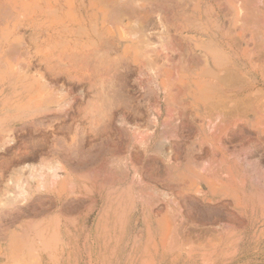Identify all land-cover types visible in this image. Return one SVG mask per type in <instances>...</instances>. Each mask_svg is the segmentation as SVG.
<instances>
[{
  "label": "bare ground",
  "instance_id": "obj_1",
  "mask_svg": "<svg viewBox=\"0 0 264 264\" xmlns=\"http://www.w3.org/2000/svg\"><path fill=\"white\" fill-rule=\"evenodd\" d=\"M171 28L173 29L171 30ZM8 60L16 61V67L12 66L11 68ZM113 66L114 69L110 68ZM3 67H8L6 70L0 71V105L3 107L27 106L34 112H40L41 110H50L53 105L60 106L62 99L58 102L55 101L59 98V94L53 95L58 96L56 99L51 96L56 103L50 97L47 100L44 99L42 105L38 102L35 103L38 100L37 97L44 96L42 94L44 92H51L56 83H59L58 81L61 79L57 80L55 84L51 81L53 77L58 76H62L65 81L66 79L70 81L72 78L81 79L83 82L87 81L89 84L87 89L91 92L93 90L99 97L117 85H114L112 80L106 82L104 72H106V76L112 74L113 78L115 75L124 81L126 77L135 74L133 72L135 69L138 70L140 79L142 74H145V78L148 79L150 75L147 77L146 74L149 72L146 73V70H150L151 74L154 73L152 75H155V80L153 78L148 80L155 81V84L152 82L159 93L165 92L167 88L177 89L181 93L179 103L184 111L181 109L179 111L180 113L182 111L183 118L188 117V115L184 117L188 106L194 110L197 109V99H200L197 95L200 93L204 96L203 101L206 104L215 105L220 101L223 102V106L227 104L228 106L225 108L216 106L222 111L219 112L216 108L218 113L214 112L213 116L211 115L213 118L211 122L192 126L193 132H195L193 143H187L185 140V138L191 139L192 131L189 132L187 124L191 125L193 122L190 123L182 119L180 139L177 135H172L173 139L178 138L180 141L170 144L168 152H165L167 150L164 149V142L161 144L163 139L156 143L155 135H158L157 132H159L157 113L150 115L152 117V120L149 119L151 120L149 122H152L149 124L151 129L149 130L147 127L148 129L144 130L146 134L138 132V135L139 133L143 135L137 137V134L132 132L134 134L132 135L134 138L136 136L137 140H141L138 142L143 145V156L148 157L146 159L153 158L150 156L152 152L164 156V159L157 157L154 159L156 162L153 159L152 161L156 163V166L160 165L159 168L155 166L156 169L160 170L162 165L166 170L174 171L173 175L169 171V176H171L168 177V181L173 178L178 180L183 187L197 188L196 200L197 197L201 198L199 194L206 193V191H201V188H208V191L211 192V201L209 200V202L223 204L220 207L224 206L227 209L229 223L226 222L227 227L225 230L223 229V235L212 236L215 243L212 241L211 264H264V0H0V68ZM108 68L110 71L111 69L115 70V74L108 73ZM166 76L170 81L172 78L176 82L172 81V86L168 85L164 79ZM203 76L209 79L199 82ZM127 81L129 80L126 79ZM127 85L129 84L127 83ZM119 86L118 90H121L122 86ZM146 87H142V91L147 92ZM150 88L149 90H151ZM118 90L116 87L113 93ZM152 90L150 95L155 91L152 92ZM61 93L63 94V92ZM66 94L64 95L66 96ZM146 94L149 96L148 93ZM106 95L108 96V94ZM88 96L85 97L88 98ZM15 97H20L19 102L14 103ZM26 97L27 99H25ZM34 97L37 100H34ZM100 97L102 98L103 95ZM24 99L27 101L24 102ZM88 99L87 104L88 101L89 104L85 106L87 107L85 109L91 106L93 111L96 106L95 109L98 110L99 105L97 107V104L102 99L99 98L100 102L93 100L92 103ZM127 100L128 103L123 99L116 105L118 108L123 106L121 111H125L124 109L134 111V106L131 107V102L134 103V101ZM155 100L156 98H154V102H156ZM110 101L112 100L110 99ZM129 101L131 102L129 103ZM147 102L149 103V101ZM114 106L111 105V107ZM89 110V113L87 110L84 112L90 115L92 111ZM96 110L95 112L98 113L96 117L93 116V113L91 114L95 120L100 114ZM99 110H101V106ZM224 110H227V117L224 115ZM136 111L138 112V110ZM86 113L84 116L87 115ZM135 113L130 114L134 115ZM126 114L125 112L121 113L120 125L127 121V124H130L129 120L132 118L133 122L137 121V114H135L136 117ZM138 114L140 113L138 112ZM85 117L87 118V116ZM55 119L57 118L54 117L52 120ZM217 120L220 122L218 123ZM132 129L130 131H133ZM173 131L175 134L179 132L176 129ZM189 134L190 137L187 138ZM196 152L211 153V161L197 162L194 158ZM129 155L126 157L127 160H123V163L120 164V168L123 170L137 167L132 165L134 164L132 161H128ZM140 163L141 160L138 164ZM145 166L147 165L145 164ZM148 166V169H153L150 164ZM146 168L145 170H148ZM37 176H41L40 173L31 171L32 179ZM26 183V181L15 183L20 190L17 193H9L1 206L14 204L19 199H26L29 195ZM186 197L189 196L186 195ZM189 199L190 203L195 200L194 197L193 201H191V197ZM185 200L187 199L185 198ZM196 203L198 202L196 201ZM205 208L203 207L204 210ZM185 210L186 212L190 211L189 215L193 213L187 208ZM199 210L198 212H200ZM212 211H210L211 215H213ZM224 212L226 215V211ZM207 214L209 217V213ZM187 220L191 223L194 222L192 219ZM183 221L181 227L182 224H186V221ZM208 221L206 222L207 226L211 224H207ZM214 221L217 223V220ZM202 225L200 226L202 232H199L200 234L197 232V236L195 234L197 228L193 229L190 225L189 229L195 232L188 230L189 234L194 233V236L200 238L205 236L208 232L206 233L207 230L202 229ZM186 226L185 228H188ZM193 226L195 227V225ZM217 227L218 225L214 226L215 230L219 228ZM183 229L176 228L177 232L182 230L179 232L181 234L186 233L183 232ZM172 230L173 232H170L174 235V229ZM208 230L210 231V228ZM211 230L213 232V228ZM218 231L222 232L220 229ZM170 232L165 235L170 236ZM179 233L177 234L179 235ZM186 234L183 238L189 235L186 236ZM215 234L217 233L215 232ZM194 236L191 235L193 239ZM188 237L185 238L186 242L183 238L180 242L190 243L191 246L194 241ZM177 239L174 241L178 242ZM196 240L195 242H197ZM170 242L167 240L166 244L169 243L168 246H170ZM176 242L174 243L177 245ZM184 243L182 247L185 248ZM158 255L160 257L159 253ZM160 264H163L162 260Z\"/></svg>",
  "mask_w": 264,
  "mask_h": 264
},
{
  "label": "crops",
  "instance_id": "obj_2",
  "mask_svg": "<svg viewBox=\"0 0 264 264\" xmlns=\"http://www.w3.org/2000/svg\"><path fill=\"white\" fill-rule=\"evenodd\" d=\"M166 77L164 79L168 85L172 81L176 82L175 79L171 78L170 81ZM204 79L209 78L203 76L199 82ZM181 96L177 89L167 88L165 92L159 93L155 107L150 106L151 114L148 115V111L145 110V127L152 120L150 115L158 114L159 132L155 138L156 143L165 139L161 143L164 142V149L167 150L165 152L170 149V144L180 141L179 132L175 134L173 130L182 128L180 127L182 119L193 122L191 125L187 122L189 132L192 131L191 139L190 134L187 137L189 139L185 138L187 143H193L195 132L192 126L211 122V119L213 120L211 115L222 111L219 109L220 106L224 108L228 106L227 104L223 106L222 101L215 105L206 104L203 101L204 96L200 93L197 95L200 97L197 99V109L188 106L190 108L185 110L187 113L184 112V117L186 115L188 117L183 118L181 113L184 110L179 103ZM224 115L228 116L227 110H224ZM172 135H177L178 138L175 137L177 140L173 139ZM204 154H206L204 157L196 155L194 158L211 160V153ZM161 158L164 159V156L159 157ZM109 162L105 166L103 163L102 166L97 163L93 169L81 170L74 179L71 174H64L63 179H60L53 189L42 195L41 198L46 201L43 200L45 206L41 211L25 217L1 232L0 264H136V257L159 256L158 253L160 256L181 254L172 251L177 250L174 240L183 238L182 235L177 237L175 225L179 220L182 223L187 217L194 221L192 224L200 222L199 205H196L199 204V198L196 200L194 194L187 195L191 197V201L194 197L198 202L194 200L190 203L189 197L183 196L177 189L181 188L180 184L179 187L175 184L179 181L173 178H170L171 182L168 181V177L173 175L174 171L167 169V172L163 166L165 173L160 167V170L140 169L139 172L144 173L138 175L136 168L134 170L129 167L123 170L118 167V161ZM144 175L155 178L147 180L143 178ZM184 200L190 204H185ZM186 208L193 213L189 215L190 211L186 212ZM196 218L198 222L195 221ZM187 221L188 224L191 223ZM168 229L172 232L174 229L176 235H172ZM167 232H170V236L165 235ZM196 236L194 237L198 240ZM164 240L171 241V247Z\"/></svg>",
  "mask_w": 264,
  "mask_h": 264
},
{
  "label": "rangeland",
  "instance_id": "obj_3",
  "mask_svg": "<svg viewBox=\"0 0 264 264\" xmlns=\"http://www.w3.org/2000/svg\"><path fill=\"white\" fill-rule=\"evenodd\" d=\"M172 29L173 28H171V30ZM177 59L178 58L176 57L175 60L177 61ZM15 62L16 61L8 60V64L11 68H12V66H13V68L16 67L17 63H15ZM175 64H178V62H175ZM8 67L0 68V71L6 70ZM110 68L114 69L115 67L113 66ZM147 68L149 69V67H147ZM112 69H111V71L109 69L108 73L112 72L113 74H115L114 73L115 70L112 71ZM107 70H105V71H107ZM133 72H135V74H133L134 76L130 75V76L126 77V79L129 80L127 82H126V79L124 80L125 81L124 82L123 80H120L115 75H113L115 77V78H113L112 74H110L112 77V79H111L110 75L106 76V72H104L105 77H106V82H108L109 80H112V81H114V83H113L114 85L115 84L118 85V83H122V84H119L120 86L119 85L118 86L121 87L124 84L123 85L124 87L123 86L121 87V90H122L121 91L120 89L118 90V86L115 85V87L110 88L111 90L108 89V93H106L107 91H105V93H104L105 95L102 93L101 94V95H103L102 98L100 97L101 95H99V97H98V95L93 90L91 92V90L87 89V88H89V84L87 81H86L87 82L86 83V82H83L81 79L79 80L78 78H72L71 80L69 79L70 81H68L66 79V81H65L62 76H58L59 78L53 77L54 79L53 78L51 79V77H50L51 81L54 84L56 83L57 80L61 79L60 81H58L59 83H56V85L54 86L52 91L49 93L44 92V93H42L44 96L37 97V99L40 101H38L36 99V97H34L35 98L34 100H37L35 103L38 102L39 104L42 105L44 103V101L47 100L48 97H50V99L53 100V102H55V101L58 102V101H60V99H62L60 101L61 102L60 106L53 105V107H51L50 110H48V111L41 110L42 112L40 111L41 112L40 113L39 111L34 112L33 110H31V108H27V106H21L20 107V106L10 105V106L3 107L0 105V233L4 232L7 228L14 225L15 223L23 220L25 217L35 215L39 212V210L41 211L42 207L45 206V205H43V203L46 201L45 199L41 198L42 195L44 193L48 192L50 189H53L56 186V183H58V181L60 179L61 180L63 179L64 174H66V175L71 174L72 178L74 179L75 176L77 174H79L81 170L85 171L86 169L87 170L93 169L94 167L97 166V163H100V166H102V163H103V166H105L108 161L112 162L114 160L118 161L119 164H117V165H118V167H120L121 162L123 163V160L126 161L127 160L126 157H128L129 154L130 155L132 154L131 156L129 155L130 161H132V163H134L133 165L135 167L136 166L138 167L137 174L144 173L143 171L139 172V168H141V169H143V167L146 168L149 164H150V167H153V168L156 166V163H154L153 161L156 162V160H154V159H156L157 157L159 158L160 155L158 153L152 152V155H150V154L149 155L153 156V158L151 157V158H149V160L146 159L148 157L143 156L144 155L143 154V152H144L143 151V145H141V143H139V142H141V140L136 139L138 136H140V135L142 136L143 134H146V132L144 130H146L148 128H149V130L151 129L149 122L147 123V126L145 127L144 115H145V110L148 111L147 112L148 115L150 114V108H148V107L151 104V102L153 104V105L151 104L152 106H154V103L155 104L158 103L157 101H158V97H159V92H158V90H156V88H154L156 86L153 85V82L155 84L154 80L156 77H154L155 75L154 76L152 75L154 73H152V74L150 73L151 72L150 70H148V71L146 70V73L149 72L146 75H147V77H148V75H150V76L152 75L153 77L149 76L148 79L153 78L154 80H152V79L148 80L147 78H145V74L144 75L142 74L140 76L141 77V79H140L138 77L140 74L138 73L137 69H135V71L133 70ZM129 77H131V78H129ZM75 79H76V81H75ZM166 79H169V78L166 77ZM64 81L66 82V84ZM79 81H80V83H79ZM125 83H126V85H125ZM127 83L130 86L127 85ZM67 84H71V85H67ZM80 84H82V86H80ZM139 84H141V85H139ZM114 85H112V86H114ZM144 85H146V86L149 85L148 86L149 88L152 86V88H150V89L151 90L153 89L152 92L155 90L154 93H152V95H150L151 90H149V88L146 86L145 87L149 92L148 91L146 92L145 90L142 91L143 88H145ZM73 86H75V87L77 86L76 89ZM79 86H80V88H79ZM62 87H63V90H61ZM116 87H117L118 91H115L113 93V90H115ZM138 87L139 88L143 87V88L139 89ZM72 88H74V89H72ZM65 89H67V90L64 93ZM68 89H70L71 92ZM57 90H59V91L61 90V91L59 92ZM82 90H84L85 92ZM57 92H59V93H57ZM61 92H63V94ZM88 93H89L90 97L88 96ZM146 93H148L149 96ZM60 94H62V95H60ZM64 94H66V96ZM106 94H108V96ZM53 95H58L59 98H58V96H56L58 98V99H56V97ZM95 95H97V96H95ZM146 95H147V97H146ZM51 96L56 100L54 101V99L51 98ZM85 96H88L91 103L93 102V100H94V102H96V101L100 102L99 98L102 99L101 102L100 103L98 102L99 104H97V107H98V105H99V108L101 106V110H99V108H97L98 110H96L95 109L96 106H95V108H93L94 110L92 111V108L90 106V108L88 107V109H90L92 112L89 110L91 112L89 115L88 109H85V108H87L85 106L86 105L88 106L89 101L87 104L88 98ZM148 97H150V98H148ZM15 98L16 99H15L14 103L19 102L18 100L20 99V97H15ZM69 98H70V100H69ZM154 98H156V100H155L156 102H154ZM25 99H27V97ZM25 99H24V102L27 101ZM110 99L112 101H110ZM123 99L125 101L127 99L134 101V103L131 101H129V103L131 102V107L134 106L133 110L135 108L134 111L136 113L134 111H132L131 109L129 111L127 109H124L126 107L123 108L125 111H121L120 109H122L123 106H119V108H118V105H116V104ZM147 101H149V103ZM109 102H111V103H109ZM111 105L112 106L115 105L114 106L115 108L111 107ZM135 105H136V107H135ZM9 108H10V110H9ZM20 108H21V110H19ZM62 108H64L65 110ZM69 108H70V110H68ZM24 109H26L28 111H26ZM63 110H64V112H62ZM86 110L88 113L84 112ZM95 110L97 112H100V114H99L100 118L98 117V119H96V120H95V118H93L91 116V114L93 113V116L96 117V114H98V113H96ZM136 110H138V112L140 114H138V112ZM49 111H51V112H49ZM45 112H47V113H45ZM94 112H95V115H94ZM124 112H125V114L128 112L126 114L127 116L130 113H135V114H137V116L140 119L138 117H136L135 114L134 115L130 114L131 116H135L137 118L136 119L137 121L133 122V118H132L129 120L130 124H127V122H128L127 121L126 123L123 124L124 126L120 125V122H119L120 121V115H121V113H124ZM67 113H69V114H67ZM84 113L87 114V115H85V116H87V118L84 116ZM59 116H60V118H59ZM89 116L92 118H90ZM42 117H44V118H42ZM54 117L57 119L52 120V119H54ZM61 118H63V119H61ZM90 119H92V120H90ZM93 120H95V121L92 122ZM89 121H91L90 122L91 124L89 123ZM131 126L138 128L139 130L137 131V129H134V128L132 129ZM128 128H129V130H127ZM131 129L133 131H130ZM134 130H135V132H134ZM149 130H147V131H149ZM177 131L180 132V129ZM132 132L134 134L135 133L137 134L138 132H145V133H143V134L139 133V135L137 134L136 135L137 137L135 136V138H134L133 137L134 134ZM150 132L152 133L153 131L151 130ZM7 133H9V134H7ZM179 134H181V132ZM134 140H136L137 143H135L136 141H134ZM174 146H179V145H174ZM169 147H171V146L169 145ZM138 149H140V150L138 151ZM195 154H197V156L200 155V157L203 155L204 156L206 155V154H204V152H201V153L196 152V153H194V156H196ZM137 158H139V159H137ZM152 159H153V161H152ZM138 160L139 161L141 160L140 164H138V162H139ZM157 160L159 161V159H157ZM195 160L197 162H203V161L206 162V161H209L210 158L207 160H203L202 158L201 159H195ZM135 163H137V164H135ZM143 164H144V166H143ZM145 164L147 166H145ZM157 164H159V163H157ZM159 166L160 165H158L156 167L159 168ZM137 167H136V169H137ZM161 167H162V165H161ZM147 168H149V166ZM31 171H37V173H40L41 176H37L36 178L32 179L30 177ZM143 178L149 180V179L155 178V177H150L149 175H144ZM22 181L27 182L26 187L28 188V191H29V195L26 198L27 200L26 199H19L14 204L7 205V206H1V204H3V202L6 201L7 195L9 193H11V192L17 193L20 190L17 188L18 185H16L15 183L22 182ZM175 184H177V187H179L178 186L179 182H177ZM177 189H179L182 192V195H184V196L192 195V194L197 195V193H196L197 188H186V187L181 186V188H177ZM208 190H209L208 188H201V191H204V192L206 191V193L199 194V196L201 197L199 199L200 200L199 203L201 202V204H199V209L201 208L202 210L201 209L199 210L201 220H200V223L198 224V225H200V224L202 225L203 223H205L202 225L203 226L202 229H204L205 231L207 230L206 233L207 232L208 233L205 234L203 232V234H205V236L201 233L203 235V237L200 238L198 236V238H199L198 240H196V238L193 239L194 242L193 241L192 242H193L194 246L196 245L197 247L196 246L193 247L192 243L190 246V243H184V242L187 241L185 238H187L189 235L190 236L192 235V234H189L190 231H188V230H192V229H189L190 225H191V228H193V229L197 228L196 232L194 230H192V231L195 233L198 232V234H200L199 232H202L201 227H200L201 225L198 226L195 223L194 224L186 223L187 226H186V224H184V225L188 228H185V226L183 224L181 227V222L178 221L177 222L178 225L176 223V226H177L176 228H178V227L181 229L185 228L187 231L185 229H183V232H186L187 234H189L187 236L186 233H182L183 234L182 235L181 233H179V232H182V230H180L178 232H177L178 229L176 230V234L179 233V235L181 234L182 236H185V234H186V236H187L184 238L185 241L183 242L185 245V248H184V246L182 247L183 243L180 242L181 239H178L177 240L178 242H176L177 243L176 246H178V248H177L178 250H172V251L180 252L181 254L177 255L176 257H174L175 255L165 256V257L160 256L162 259L159 256L136 257V264H153V263L154 264H160L161 260H163V264H176V262H177V264H203V263L204 264H211V261H210L211 260V255H210L211 254V245H213V242L215 243V239L212 236L216 237V235H223V229L224 230L226 229L225 228V227H227L226 222L229 223V221H228L229 218L227 217L228 216L227 215V213H228L227 209L224 206L223 207L225 209L223 207L222 208L220 207L223 204L216 203L217 204L216 205V204H211L209 202V200L211 201V196H210L211 192H209ZM202 194H203V196H201ZM43 200H45V201H43ZM210 205H211V207H210ZM212 205H213V208H212ZM218 205H219V207H218ZM202 206L204 208L206 207L205 210L203 209ZM207 207L214 210V211H212L208 208V210L212 211L213 215L210 214V211L207 210ZM214 207H215V209H214ZM215 210H216V212H215ZM205 211H207V212L205 213ZM219 211H221V212L219 213ZM222 211H223V213H222ZM224 211H226V215L224 214L225 213ZM207 213H209V217H208ZM216 213H218V214H216ZM179 214L181 215L180 211H179ZM213 218H214V220H217V223H216V221L212 220ZM202 219H204V220H202ZM224 220H225V222H223ZM201 221H203V222H201ZM207 221H208L207 224L211 223L208 225L209 227L206 225ZM218 221L220 224L218 223ZM221 223H223V224H221ZM193 225H195V227ZM217 225L219 227V228L218 227L217 228L220 229L222 232L218 231V229L215 230L214 226H217ZM209 228H210V231L208 230ZM211 228H213V232L215 231L217 234H215V232L214 233L211 232L212 231ZM193 232H191V233H193ZM179 235L177 234V237H179ZM206 235L207 236L209 235V236L207 237ZM224 235H226V234H224ZM188 239H191V237H188ZM195 240L197 242H195ZM188 241L190 242V240H188ZM186 244H187V248H186ZM188 244H189L190 248L192 247V249H190L188 247ZM188 248H189V251H188ZM202 255L204 256V258H202L203 257ZM205 258H207V259L209 258V259L206 260ZM180 259H181V261H180Z\"/></svg>",
  "mask_w": 264,
  "mask_h": 264
}]
</instances>
